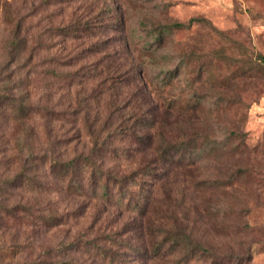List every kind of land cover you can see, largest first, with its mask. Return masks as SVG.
Listing matches in <instances>:
<instances>
[{
  "label": "rangeland",
  "instance_id": "obj_1",
  "mask_svg": "<svg viewBox=\"0 0 264 264\" xmlns=\"http://www.w3.org/2000/svg\"><path fill=\"white\" fill-rule=\"evenodd\" d=\"M5 2L24 28L14 64ZM259 54L264 0H0V79L11 75L8 89L31 109L23 127L0 117V201L7 190L34 214L16 248L8 236L2 248L20 251L19 264H264ZM170 105L159 121L167 142L193 148L160 161L151 126ZM95 147L97 165L130 177L123 202L113 188L110 204L94 197L88 176L73 190L53 172ZM19 151L36 158L37 183L23 191L4 184Z\"/></svg>",
  "mask_w": 264,
  "mask_h": 264
},
{
  "label": "trees",
  "instance_id": "obj_2",
  "mask_svg": "<svg viewBox=\"0 0 264 264\" xmlns=\"http://www.w3.org/2000/svg\"><path fill=\"white\" fill-rule=\"evenodd\" d=\"M3 6L5 23L7 24L8 28H10V37L6 41L5 45V49L9 57L7 60L8 64L9 62L14 64V62H16L15 58L19 55L21 49L25 45V37L23 35L24 28L22 26V21L17 16H15L16 14L11 10V8L8 9L9 4L5 2ZM195 22H199V20H190L188 23V27H190ZM170 27L173 29H180L186 27V25L183 23H174L170 25ZM169 29L170 28H166L163 32L165 33ZM54 32H61L64 34L66 32V28H56ZM61 33L59 35H62ZM33 57L30 58L31 61L33 60ZM257 59L264 66V56L259 54L257 56ZM78 73L79 72L75 73L74 76L78 75ZM2 75L3 72H0V76ZM74 76L72 74L71 78H73ZM9 78H11V75H8L7 79L5 77L0 79V117H3L5 112L9 111L10 118H12L13 121L17 123L19 122L21 127H23L26 124L25 122L31 115V109L23 102H16L15 95L11 93L12 91L10 89H8L9 85H7V82H9ZM2 82L4 83L2 84ZM105 83L106 81H100L99 87L104 86ZM109 90L113 91L114 85H111L109 87ZM159 108H161V106H159ZM173 111H175V108L173 105H170L169 109H162V112L153 117L151 129L155 128L157 136L161 139V143L155 150L156 159H160V161H166L167 159L177 155L180 152L193 148L183 141H177L173 143L167 142L165 132L163 130V124L161 123L162 120L161 122L159 121L160 118L164 117V113L166 114V119L164 118V120L167 121L172 115ZM121 127H123L122 132L124 136L128 137L130 136V134L134 135L133 128L129 129L125 123L123 125H120V128ZM96 150L97 147H95V149L89 155L80 154L70 160H58L56 162L54 161L51 165L52 170L63 180H67L69 183V188L73 190L83 191V182L85 181L86 176L90 177L89 180L92 181V195L104 201L105 203L110 204L112 202V197L115 193L111 188H113V190L117 192L115 196H118V203H120L121 201L123 202V200H125L128 195L131 197L132 194L129 193V186H127L130 177H118L113 175L109 171L103 170L94 161V152ZM32 159L34 161L36 160L35 157H26L21 151H19L16 160L20 164V169L19 172H17L13 177L6 178L4 184L7 188L23 191L27 188H31L32 185H35V183H37V177L29 173L33 171V166L28 165ZM139 166L141 167L142 165ZM242 172V169L238 170V173ZM38 186H40L39 183ZM227 186L228 188L231 187V183H229V185ZM6 194L8 195V197L3 198L2 201H0V239L1 237H3L4 239V237L8 236L10 242L16 243L19 241V233L21 232V229L27 225H34L33 221H31V218L34 214L32 213V209L28 204L24 203L23 201L13 203V195H11V193L7 190ZM137 205H139V208L142 209V212L145 211L143 205H140V203H137ZM41 221H45V219ZM177 238L179 241L183 242L185 247H187L189 250L195 249L196 246L191 242L192 239L188 235H179L177 236ZM174 241L177 243V239H174ZM17 245L18 243L15 244V248ZM15 248L12 253H9V250L2 248V245L0 244V260L2 259V262H0V264H19V261L15 260H17L21 255V252L15 250ZM199 248L201 247L199 246ZM9 258H11L12 261L7 262Z\"/></svg>",
  "mask_w": 264,
  "mask_h": 264
}]
</instances>
